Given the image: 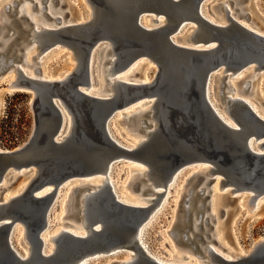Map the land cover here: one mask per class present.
I'll return each instance as SVG.
<instances>
[{"label": "water", "instance_id": "water-1", "mask_svg": "<svg viewBox=\"0 0 264 264\" xmlns=\"http://www.w3.org/2000/svg\"><path fill=\"white\" fill-rule=\"evenodd\" d=\"M25 1L11 0L1 9L0 83L4 74L13 70V86L6 81V88L9 92L28 95L34 125L29 140L23 145L14 150L0 149V190L7 189L3 184L7 178L19 179L33 169L36 172L20 194L7 202L0 201V264H90L130 250L139 255L141 262L136 264H165L148 254L150 244L144 246L152 213L176 172L210 164L215 169L206 176H197L192 189L202 181L205 185L196 192L191 189L186 201L188 206L184 209L186 222L193 231L192 235L184 234L183 243L204 257V245H209L208 241L217 242L212 239V233L206 235V230L201 231L204 224L213 228L211 215L205 217L203 211L210 210L212 185L217 176L223 177L220 188L229 187V199L247 194L252 204L264 197V119L244 100L228 99L234 90L232 78L237 79L251 69L256 71V76L264 74V34L241 27L218 33V44L214 47L188 48L174 42L188 21L156 28H147L142 22L145 17L154 23L164 16L170 17L174 12L160 9L172 8L175 0L159 3L143 0V7L136 9H130L126 0H85L89 11L95 12L91 19L60 29L45 31L42 28L47 40L38 43L34 60L59 45L70 50L71 58L76 61L75 68L64 78L43 80L39 78L38 68L39 77L31 78L21 67L26 65V50L34 43L38 32L31 17L22 10ZM31 1L32 12L37 10L61 25L62 18L55 19L48 12L55 0ZM193 1L199 19L207 26H214L199 15L208 0ZM218 5L228 21L234 22L223 4ZM12 15L15 19H11ZM200 38L204 44L210 41L207 31L201 33ZM105 49L111 59L108 55L104 57ZM137 62L139 66L152 64L154 71L149 74L153 77L150 81L118 80L115 93L108 98L95 97L85 91L92 85V78L102 63L104 67L112 63L106 76L110 81L111 77L117 80L116 77ZM219 75L220 103H242L237 109L236 122L240 127L236 129L229 127L214 107L212 82ZM251 87L252 80L245 81L242 94ZM153 98L156 99L153 116L144 115L140 132L152 126V119L158 122L159 129L153 143L134 152L113 137L112 121L119 112ZM69 121L70 132L62 138ZM134 158L145 159L156 168L158 178L154 181L164 189L157 192L147 179H141L133 184V190L153 193L158 198L148 199L145 206L126 204L117 198L113 185L106 180L102 192L87 203L88 236L63 231L55 253L47 254L43 235L57 207L60 189L68 182L85 181L96 175L108 179L119 165L136 162ZM48 187L52 188L50 192L39 195ZM90 188L86 184L73 190L77 209L70 217L75 220L81 218L80 197L92 191ZM222 212L225 215L226 211ZM19 227L24 229L31 247L28 258L22 257V249L15 244ZM194 227L204 235H199ZM141 233L143 243L139 242ZM130 242L133 245H129ZM251 247L250 256L240 260H228L208 248L221 264H264V237ZM110 264L125 263L116 259Z\"/></svg>", "mask_w": 264, "mask_h": 264}, {"label": "bare ground", "instance_id": "bare-ground-1", "mask_svg": "<svg viewBox=\"0 0 264 264\" xmlns=\"http://www.w3.org/2000/svg\"><path fill=\"white\" fill-rule=\"evenodd\" d=\"M8 1L10 2L11 0H8ZM36 1H39V0H36ZM142 1L143 0H126V2L130 3V5H128V7L130 9H132V8L136 9V8L143 7V4L141 3ZM160 1H162V0H158L157 2L159 3ZM230 1L231 0H228L226 2H223L222 4L224 6V9L229 11V16H231L235 20L234 22L228 21L227 15H225L224 11H222L220 9L219 5H217V7H219L220 11H222L223 14H217L216 12H214V8H212V11H211L212 14H210V16H209L208 11L206 10V6H207V4H206L204 9L199 11V15L203 16L206 20H208L209 22L214 24V26H210V25L207 26L204 22H202L199 19L198 12L196 13L195 4H194L193 0H175L174 3L171 4L172 8H168V7L161 8L160 10H163L165 12L169 11L170 13L174 12V14L172 13V15H170V17H168V18L166 16H164L161 19L159 18L158 23H154L148 17L147 18L145 17L142 22H143L144 26H146L147 28H156V27H160V26H163L165 24H171V23L175 24L179 21H188L189 23L187 26H189L190 24H195L196 26L193 25V26L189 27L188 29H185L187 27L186 26L184 28L185 31H183L184 30L183 29L182 30L183 32H180L177 35V38L174 39V42L180 46L199 49V50L208 49L210 47L216 46L218 44V39H217L218 33L229 32L232 30L239 29L241 27L245 28L246 30H251V31H254V32L259 33V34H264V31L262 29H260L255 23H253L252 21L249 23V21H245L244 19H242L243 14H240L237 16L231 10V8L229 6ZM237 3H238V1H237ZM53 8H54V6H51V8L48 9V12L55 19L57 17H61L63 20L64 14L60 10L56 11ZM22 10L28 16L31 17V19L35 23V27L37 28V31H38L37 35L34 37L33 45L26 50L27 54L25 55V58H24V62L26 63V66H27L26 68H33L35 66L31 62V53H33L35 50H37V45L39 42H43V41L47 40V36L42 35L44 33L43 29L45 31L46 30L60 29L62 26L78 24L80 22H84L86 20L91 19L95 15V12L90 11L89 18H81V19L71 18L68 22H62L61 25H56V23L54 24V23H49L48 21H45L43 16L41 15V13L39 15L34 14L32 12L30 3H25V5L22 7ZM2 18H3V16H1V19ZM1 21H0V23H1ZM182 24H183V22H182ZM182 24H181V26H182ZM206 31L208 33V39H210V41L208 43L204 44L202 41H200V39H201L200 34L203 32L206 33ZM57 51H59V50L57 49ZM49 54L50 53L46 54L45 57L49 56ZM107 55H108L107 49H105L104 57H106ZM43 58L44 57H39L38 59L42 61ZM107 58L111 59L110 55H108ZM39 63H40V61H39ZM139 63L140 62L135 63L126 72H124L123 74L116 77V78H118L117 80H113V78L111 77L110 81H107L106 76L109 75V73H110L112 63L111 64L108 63L107 65H105V67L103 66V63H102L101 65H99V67H97L95 78L94 77L92 78V85L85 91L88 94L95 96V97L108 98L115 93L118 80L129 82V83H138V82L150 81V79H152L153 77L150 78L149 73L148 74L143 73L141 77H137L136 74L138 72H140ZM144 65H146V66L149 65L152 67V64L149 62L144 63ZM21 67L23 69L24 74H26L28 77H31V78L39 77L36 74V69H35V71L34 70L32 71L31 69H26L23 65ZM74 68H75V65H71L70 69L67 70L64 74L57 75V76H50L46 72H43V73L41 72L39 78H41L43 80L62 79L67 74H69ZM12 72H13V70H10L8 73L4 74V76L2 78L3 81L9 82L10 86H13L12 82L15 80V75H12ZM252 77L256 78V71L254 69L248 70L246 75H240V76L238 75V78L236 79V80H238L237 83H233L234 80L233 81L231 80V84L234 87V90L228 99L231 98L233 100H237V99L244 100L247 104H249L250 107L253 108V110L259 116H261L264 119V109L260 107V103L255 98L250 99V98L242 96L241 89H242V87H244V83H245L244 81H246V79H248V78L251 79ZM9 79H11V80H9ZM215 79H216V81H215L216 84L214 86L213 82ZM232 79H235V78H232ZM214 80L212 82V90L214 92L213 96H214V100L216 103V105H214V103H213L215 110L218 112L219 116L224 120V122L229 127L236 129V128L240 127L236 122V120L238 119L237 118V109L242 105V103L232 101L230 103L221 104L220 101L218 100L219 96L217 93V83L220 81V75L217 76L216 78H214ZM240 82H242V86L240 85ZM155 102H156V99L153 98V100H148L146 102L143 101V102H140V103L132 106L131 108H134V110H132V111H128L129 109H131V108H129L125 111L119 112L117 114V116L112 121V128L114 129L113 137L120 144H122L124 147H126L130 150H133L134 152L140 150L141 148H143L144 146H146L148 144L153 143L155 140L154 135L157 133V130L159 129L158 122L155 119L151 118L152 119L151 120L152 126L145 129V131H144L145 135H142L140 133V129H141V127L144 126L142 124V120L144 119V115H146V113H149L151 115V117L153 116V112H154L153 108H154ZM120 124H131L129 132L136 133V135L139 136L138 140L133 141L130 137H128L126 135V133H124L122 130H120L119 129ZM116 131L122 137H124V139L126 138V140H128V141L131 140L132 145L130 146V145L125 144L123 141H119L118 138H116L118 135L116 133ZM69 132H70V121H69L68 128L66 129L62 138H64L65 136H68ZM125 135L127 137H125ZM250 147L253 149L251 142H250ZM135 161L136 162H129V164H135V165H132L131 169L127 170V171H129V173H127L126 175L130 179V181L127 185H129L130 187L133 188V184L135 182H137L141 179H147L148 183L150 182L149 184L151 185V187L153 189H155L157 192L163 191L164 187L157 185L154 181V179L158 178L156 168L154 166L152 167V164H150L145 159L142 161L135 159ZM191 168H194V167H191ZM212 169H215V168L213 166H211L210 164H207V165H204L203 167H201L200 169H198V171L193 172L189 176V178L186 180L187 183L184 182L182 187H180L181 191L179 192V197H178L179 199L177 198L178 200L176 201V204L174 203L175 207H177L179 201L181 200L182 195H183L184 190H185V187H186L185 195L188 192L190 194V191H191L194 183L196 182V180L198 178L197 176H199V175H203V176L205 175L206 176V174L208 175V173H211ZM35 172H36L35 169H33L31 171L30 170L27 171L23 175L26 177L23 180V182L18 185V189L15 191H12L8 196H6L4 198L2 197V200H0V201L7 202L9 199L20 194L24 190V188L27 186L28 182L33 178V176L35 175ZM184 172L185 171H182V170L176 172V174L171 179V181H169L168 189H167L166 193L163 195V197L159 201V204L156 207L155 211L152 213V218L149 220V224L147 225L148 230L157 222L159 216H161V214H163L164 211L167 210L166 207L169 205V200L172 198L171 191L174 190V188L177 185L178 179L180 178V176L183 175ZM116 174H117V172L115 169L110 174V177L108 179L106 176L96 175V176H93L91 178L86 179L85 181L76 180L74 182H68L62 187V189H60V191H59L60 197L58 198L57 207L54 210L53 214L50 216L48 228L45 231V234L43 235V239L45 241V244L48 246L47 254L52 255L55 253V251L57 249V244H59V240L61 239L63 231H69L76 236H81V237H87L88 236L89 231H88V229L85 228V226L89 220L87 217V203L94 201L95 194L102 192V188H103V186L105 184L104 182H106V180L113 185L112 190L115 192L117 198L120 201H122L126 204H129V205H133V206H145V205H147L148 198H143V197L132 198V196L130 197V196H127L125 194L120 195L118 192V188L116 187V183L114 182V178L116 177ZM14 178H16V176H14ZM13 179H11V180H13ZM222 179H223L222 176H220V175L217 176L215 182L212 185L213 193H212L211 199H210V202H211L210 210H209L210 213L208 214V216L211 215L210 222L212 220V221H214V223L216 221L218 222V220H219L218 219L219 208L222 205L224 206V200L227 198L226 196L229 195L228 194L229 189H227L228 186L220 188V184H221ZM11 180H9V178H7L3 184L7 185ZM191 180H194V183H192ZM216 182H217V185L219 183V188L224 190L223 195H218L217 192L215 191ZM86 184H89L91 186L90 189L92 191H90L88 193L84 192V193H82V195L80 197L79 207L81 208V211H80L81 218L78 221V220H75L73 217H70V216H72V214H74V212L77 209L75 206L76 199H75V194H74L73 190H74V188H76L78 186L84 187V185H86ZM204 185H205V182H203L200 189L203 188ZM51 190H52L51 187L45 188L44 190H42L39 193V195H44V194L50 192ZM142 192H143V190H142ZM151 194L154 196L153 198H158L157 195H155L153 193H151ZM241 197L242 196H240V198ZM248 198L249 199H248L247 205H248V209L250 212H254L256 209H258L264 200V197H261V198L257 199V201L255 203L251 204V202H250L251 197L248 196ZM187 206H188V204H187ZM174 210H176V208ZM222 210L223 209H221V211ZM55 213H57V214L59 213V216H61V217L59 218L57 223H54L52 225ZM64 214H65V216H64ZM63 216H64V218H63ZM69 218L73 221H68ZM197 222L198 221H196V223ZM215 227H216V229H215L216 231L212 232V239L217 241V242L215 244L212 241H208L209 245H204L205 246V248H203L204 257L199 255V258L193 259L190 256L185 257V255H187V254L183 255L184 253L180 254V252L179 253L178 252H172L169 257L164 258V257L156 255L151 250H148L147 252L151 256L155 257L158 261L163 262L165 264H221L219 261L215 260L212 257V254L210 253L208 247L213 248V250H215L217 253H219L220 255H222L224 258H226L228 260H240L244 256H250V254L253 251V247L249 248L248 250H236V249L232 248L231 246H229L226 243V241L222 237H220L221 234H220V231L218 228V224L215 225ZM194 228L196 230V227H194ZM18 230L20 232L19 234L21 235L20 242L23 245V248L21 247V249L23 251L22 257L28 258L31 254V247L28 244L27 239L25 237L24 229L19 227L17 229V232H18ZM148 230L146 231V236H147ZM140 236L142 238H140L139 242L143 243L144 235L141 233ZM128 244L133 245L132 242H130ZM144 246H147V242L144 243ZM124 255L125 256L123 258H121L120 260L123 261L125 264H136V263L141 262V260L139 259V255L135 254V252L133 250L128 251ZM110 262L111 261L107 262L106 264H110Z\"/></svg>", "mask_w": 264, "mask_h": 264}, {"label": "rangeland", "instance_id": "rangeland-1", "mask_svg": "<svg viewBox=\"0 0 264 264\" xmlns=\"http://www.w3.org/2000/svg\"><path fill=\"white\" fill-rule=\"evenodd\" d=\"M226 1L228 0H209L206 3V10L208 11V15L210 16V14H212V8H214V12H216L217 14H223V12L220 11L217 5L222 4ZM8 2V0H0V10ZM25 3H30V6H33L31 0H26ZM229 6L237 16L243 14L244 16L242 15V19H244L245 21H249V23L252 21L264 31V0H231L229 2ZM53 9L56 11L60 10L64 14L63 22H68L71 18H89L90 15V11L85 3V0H55ZM33 13L37 15L40 14L39 12H37V10H34ZM1 16L2 14L0 11V21L2 20ZM43 18L49 23L55 24L57 22L55 20L49 19L47 16H43ZM11 19H15V16L12 15ZM193 25L196 26L195 24H190L185 29H188ZM185 29L183 31H185ZM57 49L59 51H57ZM48 53H50L49 56L45 57V55ZM36 54L37 50L31 53V62L35 66L33 68H26L27 66L24 65V67L26 69H31L32 71H35V69L39 68L38 75H40L41 72H46L50 76L62 75L70 69L71 65H75L76 63V61L71 58L72 54L70 50L59 45L44 52L41 55V57H44L42 61L39 59H33V56ZM39 61L40 63H38ZM150 67L151 66L149 65L140 66V72H138L139 74H137V77H141L143 73H149L150 75H152L154 69ZM246 74L247 72L243 73L242 75ZM12 75H15L14 72H12ZM233 80V83H237L238 81L236 79ZM247 80H252V87L250 89L251 92H249L250 90H247L246 93L242 94V96L250 99L255 98L260 103V107L264 109V74H258L256 78H248L246 79V81ZM215 81L216 79L213 82L214 86L216 84ZM6 84V81L0 83V149L14 150L29 140L34 125V115L31 107L29 106L28 95L25 93L9 92L6 88ZM240 85L242 86V82H240ZM219 90L220 81L217 83V93H219ZM132 110H134V108H131L128 111ZM11 113L12 115H10ZM130 126L131 124H120L119 129L126 133V135L133 141H136L138 140L139 136L136 135V133L129 132ZM145 129L146 128H144L143 130ZM116 133L118 134L117 137L121 141H123L127 145H132L131 140L128 141L126 140V138L124 139V137H122L117 131ZM140 133L142 135H145V132L143 131H141ZM126 135L125 137H127ZM132 165L135 164L123 163L116 167L117 174L114 178V182L116 183L119 194H125L130 197L132 196V198H153L154 196L151 193L148 192L143 194L140 189L133 190L132 187L127 185L130 179L126 174L129 173V171L127 170H130ZM201 167H203V165L189 168L183 173L182 176H180L176 187L173 191H171L172 198L169 200V205L166 207L167 210H165L164 213L159 216L157 222L148 230L147 244H150V250L158 256L167 258L172 252H180V254L184 253L183 255L187 254L185 255V257L190 256L193 259L199 258L198 252H194L193 250H191V246L183 243L184 234L192 235L193 231L189 223L186 222V213L184 210L187 206L186 201L189 195V192L185 195L186 187L177 207H175V204L179 199V192L181 191L180 187H182L184 182L187 183L186 180L189 178V176L193 172L198 171V169H200ZM25 177L26 176H23L19 179L14 178L13 180H11L6 185L8 188L5 190V192H2V190H0V197L3 196L4 198L8 196L12 191L17 190L18 185L23 182ZM191 181L192 183H194V180ZM200 183L195 186L192 192L200 190L203 182ZM227 189H229V187H227ZM215 191L218 195L224 194V190L219 188V183L217 185V182L215 184ZM226 197L227 198L224 200V206L222 205L219 208L218 222L216 221L215 223H212L213 228L204 224L201 231L204 232V230H206L205 234L209 235L212 232L216 231L215 225L218 224V228L221 234L220 237H222L229 246L236 250H248L257 240L264 237V200L258 209H256L254 212H250L247 205L249 199L247 194H244L239 199H229L228 195ZM175 208L176 210H174ZM221 209H223V211H226L225 215L223 214ZM203 212H205V217H208V214L210 212L208 210H204ZM203 212H200L199 214H203ZM60 217L61 216H59V213H55L52 225L54 223H57ZM68 221L73 220L69 218ZM196 231L199 232V235H204V233H201L198 228H196ZM19 233L20 232L18 230L17 236L15 237V244H17V246H20V248H23V245L20 242L21 235ZM124 256L125 255L102 258L93 261L90 264H106L109 261L113 262L116 259L123 258Z\"/></svg>", "mask_w": 264, "mask_h": 264}, {"label": "trees", "instance_id": "trees-1", "mask_svg": "<svg viewBox=\"0 0 264 264\" xmlns=\"http://www.w3.org/2000/svg\"><path fill=\"white\" fill-rule=\"evenodd\" d=\"M10 115H12V113L10 114ZM12 117V116H11ZM12 125V124H11Z\"/></svg>", "mask_w": 264, "mask_h": 264}]
</instances>
